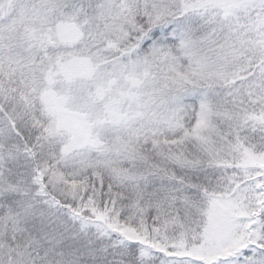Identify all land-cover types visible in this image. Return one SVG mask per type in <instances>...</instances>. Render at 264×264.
Wrapping results in <instances>:
<instances>
[{
  "label": "snow or ice",
  "instance_id": "obj_1",
  "mask_svg": "<svg viewBox=\"0 0 264 264\" xmlns=\"http://www.w3.org/2000/svg\"><path fill=\"white\" fill-rule=\"evenodd\" d=\"M0 264H264V0H0Z\"/></svg>",
  "mask_w": 264,
  "mask_h": 264
}]
</instances>
